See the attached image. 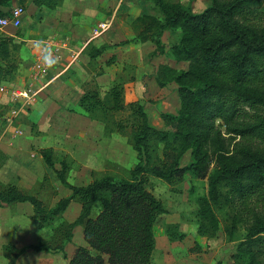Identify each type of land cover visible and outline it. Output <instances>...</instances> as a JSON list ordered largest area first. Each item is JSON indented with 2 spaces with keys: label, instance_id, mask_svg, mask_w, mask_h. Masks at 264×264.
<instances>
[{
  "label": "trees",
  "instance_id": "16d2710c",
  "mask_svg": "<svg viewBox=\"0 0 264 264\" xmlns=\"http://www.w3.org/2000/svg\"><path fill=\"white\" fill-rule=\"evenodd\" d=\"M12 1L0 0V6H8ZM59 1L34 0V4L54 9ZM147 1L158 7L162 20L141 16L137 19L140 31L133 41L91 47L89 56L95 60L107 51L134 42H151L156 54L164 55L163 33L180 30L182 38L171 50L176 62L186 63L188 69L177 72L162 64L157 72L161 88L172 82L178 85V113L162 114L163 128L151 125L144 105L138 101L125 104L122 83L103 94L97 85L85 88L78 105L71 110L90 117L101 115L107 134L124 133L127 124H132L131 144L138 163L130 177L118 179L108 175L86 186H73L67 181V160L58 168L54 151L43 148L39 154L70 190L69 196L48 208L38 197L22 192L14 184L0 188V207L31 204L40 227L54 223L72 201L80 202L79 217L63 226V242L55 248L68 259L65 245L71 243L74 230L83 227L86 246L75 250L69 264H153L154 227L159 216L167 211L148 189L151 178L170 185L180 182L188 173L196 179L208 178V196L198 201L201 237L211 238L219 231L216 211L231 208L239 212L258 198L264 202V1L212 0L211 6L199 14L166 0ZM19 2L23 5L26 0ZM18 50L14 38H0V84L15 79ZM5 108L7 112L10 106ZM127 110L131 120L126 125L110 117ZM189 150L194 162L183 167L181 160ZM3 164L0 159V168ZM211 165L214 169L210 173ZM251 217L246 223L247 235L233 255L235 264H264V212L258 211ZM172 229L167 230L170 239L181 240L184 235H174ZM226 229L233 238L238 232L236 217ZM3 250L9 264H17L28 252H48L53 248L40 243L19 249L9 243Z\"/></svg>",
  "mask_w": 264,
  "mask_h": 264
},
{
  "label": "rangeland",
  "instance_id": "374dc122",
  "mask_svg": "<svg viewBox=\"0 0 264 264\" xmlns=\"http://www.w3.org/2000/svg\"><path fill=\"white\" fill-rule=\"evenodd\" d=\"M171 5L180 4L194 14L202 13L211 6L212 0H166ZM262 2L264 0H261ZM123 2V4H122ZM113 6L114 10L107 13L102 19H95V11H98L100 4ZM79 4V5H78ZM122 4V5H121ZM79 8L80 14H69L70 21H77L79 26L87 27L93 23L90 31H93L96 25L101 22L109 21L114 14L126 23L128 19L132 20V27L136 32L140 31L138 27V18L148 15L162 20L163 16L158 7L147 0H60L59 6L65 10L74 7ZM121 5V6H120ZM24 6V5H23ZM26 8V6H24ZM81 10V12H80ZM72 11V10H71ZM30 15V14H29ZM32 19L31 17L29 18ZM37 20V18H35ZM75 24V23H74ZM140 26V25H139ZM9 31H16L14 28H6ZM114 30V29H113ZM111 30L103 37L109 42H120L126 40L129 36L125 31L120 33ZM23 29L17 30V35H21ZM88 31V30H87ZM92 33V32H91ZM120 35V36H119ZM182 38L180 30H168L163 33L162 42L166 52L164 55H157L153 43H144L143 49L137 48L135 44L110 50L105 52L98 60L97 65L102 70L110 69L114 74L116 81L121 80L124 86V102L128 105L131 102L138 101L144 105L151 125L163 128L164 121L162 114H177L180 109V99L177 94L178 85L172 82L167 88L168 95L164 98L156 97V87H150L148 79L154 75L157 65L166 64L182 72L188 69L186 63H177L172 53V47L176 46ZM31 39L38 40L36 36ZM19 50L15 53V60L19 68L20 65L30 64V59L24 55L27 50H31L32 44H18ZM138 46V45H137ZM94 42L90 41L86 52L89 53ZM134 47V48H131ZM125 49V51H124ZM154 49V50H153ZM161 61V62H159ZM111 67V68H110ZM138 70H140L138 74ZM106 71V70H105ZM17 75L10 82L17 84ZM113 76V75H112ZM142 76L144 78H142ZM139 77V78H138ZM136 78H138L136 80ZM142 80H139L141 79ZM95 77L87 81L86 89L95 87ZM137 81L146 84L137 85ZM146 82V83H145ZM2 84H0L1 86ZM112 85V86H114ZM98 86V85H97ZM111 86V87H112ZM99 87L100 92L104 91ZM21 89V87H12ZM140 88V89H139ZM49 111H42L38 120H31L23 115L17 121V125L23 131V135L17 138L11 136L12 129H8L5 124L4 116L7 115L5 105L0 104V138L1 149L19 150L24 148L28 155H19L15 162L7 165V173L4 182H0V188L3 185L14 184L22 192L38 197L45 206L53 208L62 199L71 194L70 190L64 187L56 174L50 170L45 162L37 155L43 143L54 151V160L58 168L61 162L66 159L69 164L67 181L73 186H86L94 180L105 176H114L118 179L130 177V171L138 163L137 154L131 144V133L133 128L131 123L127 124V131L124 133L107 134L105 125L102 123L101 115L90 117L70 111L69 114L57 113L58 105L50 104ZM53 113H57L56 115ZM130 112H118L110 116L114 121L126 125L130 119ZM58 116V117H55ZM77 119V120H75ZM88 121H87V120ZM131 120V119H130ZM92 121L103 125L98 129L96 124H89ZM54 137V139L50 137ZM43 146V145H42ZM34 154V155H33ZM194 162L189 150L181 160L183 167L189 166ZM13 166V168H12ZM214 167L211 165L210 173ZM2 174V173H1ZM149 191L154 194L164 205L166 213L159 216L154 227L156 238V249L152 256L153 264H235L233 255L237 253V248L247 235L246 223L250 221L255 213L264 212V202L261 198L254 203L244 206L243 209L233 211L231 208L216 211L220 222V229L214 237H201L198 234L199 227V204L201 198L207 197L209 192V182L206 179H196L191 173L173 185L160 179L151 178L148 185ZM98 209L95 210L94 216ZM81 213V204L76 199L71 202L65 213L62 214L54 223L46 227H40L37 219L33 217V207L29 203L12 204L0 207V264H8V259L4 256L3 245L12 243L21 249L29 245L40 243L49 244L53 250L48 252H28L17 264H69V260L75 250L80 246H86L83 227H77L74 230V236L71 243L65 245V252L68 259H65L61 252H56V247L63 242L61 229L64 225L74 222ZM237 219L238 232L233 238H230L226 232V226H230L233 218ZM240 217V221L238 220ZM16 221L15 231L10 234L8 221ZM172 227L174 235H184L181 240H171L167 230ZM174 230V231H173ZM2 253V254H1ZM8 260V261H7ZM21 260V261H20Z\"/></svg>",
  "mask_w": 264,
  "mask_h": 264
},
{
  "label": "crops",
  "instance_id": "0c3cea01",
  "mask_svg": "<svg viewBox=\"0 0 264 264\" xmlns=\"http://www.w3.org/2000/svg\"><path fill=\"white\" fill-rule=\"evenodd\" d=\"M23 5L26 6V8H24L25 13L23 15L22 26L21 28H19V29H23L21 35L16 34L17 30L19 29H15L16 31H9V30L0 28V38L12 37L14 38V41L17 44L26 43L27 41H29V43L32 44L30 46L31 50H27L24 57L29 58L31 61L29 65L28 64L20 65V68L18 69L17 80H16L17 84L3 83L1 86L4 85L8 88H12L16 86L18 88L21 87V89H24L27 86V84H29L30 76H31V68H32V65L35 59V55L38 53L41 47V43L44 40H48V39L68 38L69 43H70V48L74 52H77L79 54L78 60L71 65H67L65 63L59 66L44 81L39 82L38 87H39L40 93H39L38 102L32 107L31 110L27 111L26 113H23L21 116L27 115L28 118H30L33 121L38 120V117L42 113V111L44 110L45 112L49 111L50 110L49 108L51 107L50 104L55 103L59 106L57 109V113L61 114L62 117L64 116V114H69V119L71 120L72 119L71 115H73V113L70 111L73 110L78 105L80 99L84 95L85 88L89 87L88 85H86V83L87 81L90 80V78L95 77L94 80L96 84L100 86V88L102 89V91H104V93L112 85H114V81L116 79L114 77V74L110 73L109 68H106L105 69L106 71L102 70L101 67L97 65L98 60H91L89 53L86 52V49L88 48L90 44V41L94 42V46L96 48H101L107 45H115L123 41H133L137 37L138 32H136L133 29L131 19H128L126 23H123L116 16V14H114L109 19V21L112 23L110 30L106 32L105 34H103L101 37L95 40H91L92 31H90V29L93 23H91L90 26L88 24L87 27H83V26H79L76 23L77 21L73 22V20L70 21L68 19L69 18L68 13L69 14L73 13L74 15L80 14L79 8L77 5H75L72 8L69 7L70 9H67V10H65L61 6H57L54 9H50L46 7H38L34 4V0H26V2ZM23 5L19 2V0H13L8 6H0V17L1 16L6 17V16H3L2 14H9V11L12 8L16 6L24 7ZM100 5L101 6H98V9H97L98 11H95V13H93V15H95V19L97 20L102 19L107 13H110L111 10H114L113 6L111 5L108 6L107 4H103V3ZM30 17L32 18L31 20L29 19ZM35 18H37V20H35ZM109 21H105V22H109ZM111 30H113V32L114 31L117 32L119 30L117 33L125 31L126 34L129 36V38L126 40L124 39L120 42H115V43L109 42L108 40L107 41L104 40L103 37L107 35ZM32 36H36L39 39L38 40L31 39ZM134 44H135L134 47L136 48L134 47H131V48L143 49L144 47L143 43L134 42ZM160 65H157V66L159 67ZM158 67L155 69L154 75L150 76V78L148 79V82L150 81L149 82L150 87H153L154 85V87L157 88L156 92H158V95H155V96L156 97L162 96L164 98L165 96L168 95L169 91L167 90V88H169L171 84L163 88H161L158 85L157 83ZM139 72L140 70H138V74ZM138 78H136V80ZM142 78L144 77L142 76ZM142 78L139 80H142ZM122 82L123 81L121 80L116 81V83H122ZM137 85L138 86L143 85L144 87H146V84H143L141 81L139 82L137 81ZM8 103H9L8 96L0 93V104L7 106ZM57 113L52 112V115L53 114L56 115ZM73 116H76V117L79 116V118H82L78 114L73 115ZM55 117H58V116H55ZM91 123L96 124L95 127L98 126V129L101 128L102 131L104 130L102 128L103 125L89 121V124ZM50 138L54 139L53 136ZM39 144L43 145V146L41 145L42 148L40 149L51 147V146H46L47 144L45 145L43 143H39ZM21 154L28 155V152L24 148L22 149L20 148L19 150H9L8 152H6V150H4L3 148L0 150V159L4 160V164L0 168V182L2 183L4 182V179L7 173V168H6L7 165L11 162H15V159L17 160L16 157ZM37 155L41 158V160H43L40 154H37ZM15 223L16 221L14 220H12L11 222L10 220L8 221V225L10 227L9 228L10 234L12 230L15 231V226H16ZM1 229L2 228L0 227V235H1ZM23 257H26V256L24 255ZM23 257H21V260ZM8 264H9V261H8Z\"/></svg>",
  "mask_w": 264,
  "mask_h": 264
},
{
  "label": "built area",
  "instance_id": "2783aa9c",
  "mask_svg": "<svg viewBox=\"0 0 264 264\" xmlns=\"http://www.w3.org/2000/svg\"><path fill=\"white\" fill-rule=\"evenodd\" d=\"M25 9L22 6H16L9 11V16L0 17V28L6 29L12 27L19 29L22 26L23 15ZM112 26V23L101 22L92 31L91 40H95L108 32ZM45 54H51L56 59V63L53 67H47L43 63V57ZM79 54L74 52L70 48L68 38L64 39H48L41 43V47L38 53L35 55V59L31 68V76L29 84L24 89L8 88L6 86L0 87V93L8 96L10 106L7 111V115L4 116L5 124L8 129H12L11 136L14 138L23 135V131L16 124V121L21 117L23 113L31 110L32 107L38 102L39 87L38 83L44 81L55 69L63 64L71 65L78 60ZM0 150H1V138H0Z\"/></svg>",
  "mask_w": 264,
  "mask_h": 264
},
{
  "label": "clouds",
  "instance_id": "9594fccd",
  "mask_svg": "<svg viewBox=\"0 0 264 264\" xmlns=\"http://www.w3.org/2000/svg\"><path fill=\"white\" fill-rule=\"evenodd\" d=\"M56 59L52 57L51 54H45L43 57V63L47 66V67H53L56 63Z\"/></svg>",
  "mask_w": 264,
  "mask_h": 264
}]
</instances>
